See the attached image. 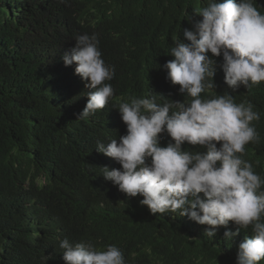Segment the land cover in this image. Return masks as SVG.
<instances>
[{
    "label": "trees",
    "instance_id": "16d2710c",
    "mask_svg": "<svg viewBox=\"0 0 264 264\" xmlns=\"http://www.w3.org/2000/svg\"><path fill=\"white\" fill-rule=\"evenodd\" d=\"M207 2L0 0V264H65L59 247L65 238L73 245L90 240L102 250L115 245L127 264H236L251 226L230 240L225 231L239 227L232 221L209 237L211 226L179 211L153 214L142 196L130 197L104 178L102 167L121 165L96 149L97 142L126 134L114 106L129 97L155 95L159 104L190 99L163 65L174 59V40L189 43L183 32L195 30L194 9ZM253 3L264 13V0ZM84 33L98 36L103 60L115 68L107 81L114 94L103 109L78 119L91 90L75 63L66 66L62 57ZM214 59L215 87L201 96L230 93L236 103L254 105L260 141L245 145L243 159L264 178V81L233 91L219 67L222 55ZM169 142L160 134L161 146ZM182 149L206 150L188 142Z\"/></svg>",
    "mask_w": 264,
    "mask_h": 264
},
{
    "label": "clouds",
    "instance_id": "9594fccd",
    "mask_svg": "<svg viewBox=\"0 0 264 264\" xmlns=\"http://www.w3.org/2000/svg\"><path fill=\"white\" fill-rule=\"evenodd\" d=\"M190 25L195 30L183 32L189 43L174 40V59L163 65L167 78L190 99L159 104L155 95L132 96L114 106L127 132L106 144L97 142L96 149L121 168L104 166L102 175L128 196H142L140 203L153 214L179 211L180 216L211 226L205 230L209 237L229 221L239 226L237 232L225 231L224 238L230 240L251 226L253 235L239 244L236 264H258L264 259V178L243 154L245 145L260 141L252 124L260 114L250 101L236 103L230 93L212 98L201 93L215 87L214 57L221 55L219 67L233 91L264 81V13L253 0H208L206 7L194 9ZM98 45L95 33L79 34L62 57L66 66L75 63V74L91 90L78 119L103 109L114 94L107 81L113 79L115 68L105 63ZM164 132L174 143L161 146ZM184 142L206 150H183ZM59 247L65 264H127L115 245L102 250L90 240L73 245L65 238Z\"/></svg>",
    "mask_w": 264,
    "mask_h": 264
}]
</instances>
